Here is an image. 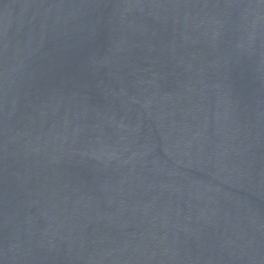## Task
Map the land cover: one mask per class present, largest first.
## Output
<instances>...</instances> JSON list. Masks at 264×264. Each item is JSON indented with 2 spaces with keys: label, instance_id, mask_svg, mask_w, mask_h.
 Returning <instances> with one entry per match:
<instances>
[{
  "label": "water",
  "instance_id": "obj_1",
  "mask_svg": "<svg viewBox=\"0 0 264 264\" xmlns=\"http://www.w3.org/2000/svg\"><path fill=\"white\" fill-rule=\"evenodd\" d=\"M0 264H264V0H0Z\"/></svg>",
  "mask_w": 264,
  "mask_h": 264
}]
</instances>
